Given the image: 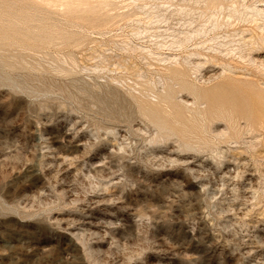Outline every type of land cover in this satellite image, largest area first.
Listing matches in <instances>:
<instances>
[{
	"label": "rangeland",
	"instance_id": "1",
	"mask_svg": "<svg viewBox=\"0 0 264 264\" xmlns=\"http://www.w3.org/2000/svg\"><path fill=\"white\" fill-rule=\"evenodd\" d=\"M84 1L0 0V264H264V0Z\"/></svg>",
	"mask_w": 264,
	"mask_h": 264
},
{
	"label": "bare ground",
	"instance_id": "2",
	"mask_svg": "<svg viewBox=\"0 0 264 264\" xmlns=\"http://www.w3.org/2000/svg\"><path fill=\"white\" fill-rule=\"evenodd\" d=\"M47 1L49 3L54 2L58 5H63V6H77L78 2H80L81 0H44ZM213 1V0H210ZM217 1L210 3L209 5H211V9H214V6H219L218 4H216ZM222 2V1H221ZM86 2L84 0H82V5L85 4ZM221 5L219 7H215V9L220 8ZM210 8V7H209ZM262 12V10H261ZM264 13V10H263ZM264 31V29H263ZM189 34V33H188ZM192 39V36H186L185 39H180V41L177 42H173L172 45H178V46H184L186 45V43L188 41H190ZM213 51H215V54H212L211 56L208 57V60L205 62L203 61H199L198 64H195V62L188 61V59L184 60V62H180L177 61L176 62V66L169 68L170 69V76L171 78L177 80L180 83L181 89L182 90H186L188 92H191L192 94L195 93V95L197 96V98H199V100H207V101H211L212 103V108L213 110L216 112L223 110L224 105L223 103L220 101V94L218 89H211V91L209 92V89L206 88H202L197 86L196 84H194L193 82L190 81V76H191V72L194 71L195 73L199 72L201 70V67H203L206 63L208 62H214V64H223L224 58H222V56H224L225 58H227L229 55L233 54L232 52L234 51H229L224 55V51L222 50H218V49H213ZM236 53V52H235ZM234 53V54H235ZM233 54V55H234ZM192 55H203L202 52H198L196 51L195 53H190V56ZM241 57V56H240ZM186 63V64H185ZM191 63H194V67L193 70L191 72H189L190 70H188V68L186 67V65L190 66ZM192 67V65H191ZM189 67V69L191 68ZM193 72V73H194ZM229 110H225L226 113H228ZM230 113V112H229ZM207 115V114H206ZM219 115V114H218ZM258 119H260V121L262 122L261 125H264V111L262 109H258Z\"/></svg>",
	"mask_w": 264,
	"mask_h": 264
}]
</instances>
